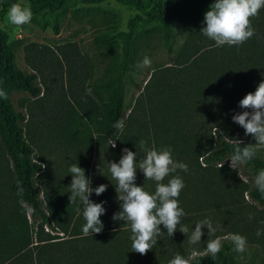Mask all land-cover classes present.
<instances>
[{"label": "trees", "instance_id": "obj_1", "mask_svg": "<svg viewBox=\"0 0 264 264\" xmlns=\"http://www.w3.org/2000/svg\"><path fill=\"white\" fill-rule=\"evenodd\" d=\"M66 1L0 0V23L12 3L25 2L31 7L34 20L42 28L50 25L56 34L59 17L66 13ZM80 1L96 4L105 0ZM114 1L134 14L128 19L125 31L111 30L94 38L95 43L118 46L119 51L114 52L105 75L88 86L96 97L93 101L98 116L97 131L103 146L107 144L108 147V150L102 148L101 172L97 176L99 185L106 184L107 190L100 196L92 193L89 197L96 203L106 202L103 205L106 212L100 217L104 225L102 232L83 235L85 221L77 211L79 203L70 204L61 183L49 196L41 198L40 186L35 180L42 173V165L32 158L33 149L25 139V116L14 110L7 98H0V145L12 167L10 189L17 204L27 209L30 225L36 228L37 254L48 256L43 264H168L177 253L187 257L195 249L199 254L193 264H240L230 244H223L221 252L213 259L205 251L182 245L179 230L169 237L162 225L164 234L157 238L153 250L145 255L131 251L130 226L112 219L113 214L120 211L122 202L117 199L116 181L108 171L107 162L118 163L125 147L137 153L139 162L144 155L140 141H145L149 148L170 146L174 160L188 166L187 172L177 170L176 173L185 184L179 198L213 196L210 184L215 171L224 170L222 163L234 152L231 139L242 140V147L255 143L251 135H245V130L233 122L232 116L244 111L239 107V101L247 93L254 92L264 80V9L251 20L255 29L252 38L239 46L217 47L214 41L198 45L194 36L204 26V18L197 17L198 10L187 8L180 20L189 34L176 47L175 34L179 30L172 0ZM146 26L157 34L167 54L165 64L169 66L151 72L142 89L141 85H135L137 91H142L127 113L124 82H131V76L139 72L135 63L136 46L139 33ZM7 39L6 31L0 27V89L7 94L23 90L31 97H37L40 89L35 84L36 76L23 74L15 67ZM170 65L181 68L173 70ZM183 67L189 71L182 70ZM120 120L125 124L122 133L113 127ZM109 139L115 140V148L108 145ZM247 163L253 174L264 169V160L257 153ZM17 182L24 190L22 196L17 194ZM135 182L138 186L144 185L147 191L155 189V183L145 180L139 169ZM243 191L252 202L264 206V194L255 185ZM44 227L62 236H58L57 241L47 242L52 238H42ZM47 259H52L51 263Z\"/></svg>", "mask_w": 264, "mask_h": 264}, {"label": "rangeland", "instance_id": "obj_2", "mask_svg": "<svg viewBox=\"0 0 264 264\" xmlns=\"http://www.w3.org/2000/svg\"><path fill=\"white\" fill-rule=\"evenodd\" d=\"M214 2L171 1L179 30L175 34L176 47L189 34L180 20L183 11L194 8L199 11L197 17L204 18L205 12ZM133 14L131 9L114 0L96 4L67 0L66 13L59 17L56 34L50 25L42 28L33 15L31 22L23 27L9 24L6 15L0 23L8 35L7 42L13 53L15 67L23 74H34L35 84L40 89L37 97H31L23 90H15L7 94V100L14 110L21 111L25 116V139L33 149L32 158L42 165V173L35 180L40 186L42 199L55 191L60 183L66 188L64 194L71 195L69 185L72 176L69 167L73 163L85 169L93 188L99 186L97 176L101 172L102 148L108 150V147L107 144L103 146L97 131L98 116L93 101L96 97L92 93L88 94L87 89L105 75L119 47L102 46L95 43L94 38L111 30L125 31L127 21ZM194 38L199 41V46L212 42L201 33ZM145 57L149 58L150 65L138 68L139 72L131 76V82H124L127 113L142 91H137L135 85H141L142 89L151 72L169 66L165 64L167 54L161 41L150 26L144 27L139 33L136 65L141 64ZM169 68L178 70L181 67L170 65ZM182 70H186L185 67ZM183 74L184 71L180 73L181 77ZM257 155L264 160V148L258 149ZM222 165L224 170H216L210 184L213 196L179 198L180 206L186 213L182 223L189 227L190 235L198 221L210 218L217 228L215 236L223 238V244H230L238 263L264 264V206L252 202L246 192H242L255 185L256 174L250 172L248 163L232 168L230 159H227ZM11 179V163L0 145V264H43L42 261L48 256L40 257L37 254L36 228L30 225L27 209L17 204L10 189ZM258 230L262 233L260 236L256 235ZM43 231V239L52 238L47 242L57 241V237L62 236L47 227ZM208 231L207 227L202 228L201 242L197 245H190L186 234L180 232L181 244L189 246V249L205 251ZM231 234L246 237L245 252L234 250L229 238ZM51 249L56 253V250ZM47 261L51 263L52 259Z\"/></svg>", "mask_w": 264, "mask_h": 264}, {"label": "clouds", "instance_id": "obj_3", "mask_svg": "<svg viewBox=\"0 0 264 264\" xmlns=\"http://www.w3.org/2000/svg\"><path fill=\"white\" fill-rule=\"evenodd\" d=\"M264 9V0H215L204 14L203 27L200 33L215 42V46L221 47L239 46L255 35L251 20ZM9 24L15 27H23L32 20L30 5L12 3L6 13ZM150 60L145 57L137 67L149 66ZM91 94V89H87ZM0 98H7V93L0 89ZM239 107L244 109L232 116L234 123L245 130V135H251L254 144L241 146L243 141L237 138L231 139L234 152L230 157L231 167L246 164L252 160L258 149L264 148V80L256 87L254 92L247 93L240 101ZM113 127L123 132L124 121H117ZM108 145L116 147L115 140L109 139ZM143 157L137 162V153L128 148L122 149L119 162H107L108 171L115 183V191L118 201H121L120 211L113 214L114 221H123L130 226L131 251L145 255L153 250L158 243V237L163 235L161 225L166 229L169 237L179 230L186 234L190 245L201 242L202 228L207 227L208 237L205 252L214 259L222 250L221 237H216L217 228L213 226L210 218H205L195 224L189 235V227L182 223V217L186 215L180 206L179 196L184 189L183 179L176 174L177 170L188 171V166L177 162L172 156L170 146L157 149L155 146L146 147L145 141H140ZM223 166V165H222ZM221 166V167H222ZM137 169L145 180L155 183L154 191L145 190L144 185L136 184ZM72 176L69 189L70 204L79 203L77 211L82 214L85 223L82 226L84 236L102 232L104 225L100 217L105 214L104 201L96 203L89 197L94 192L100 196L107 190L106 184L93 188L91 180L86 176L85 169L73 163L69 167ZM175 174V175H174ZM167 178V182H165ZM257 190L264 194V169H260L254 179ZM18 195L23 194V188L17 182ZM250 219L252 216L250 215ZM262 233L257 231L256 235ZM215 237V238H211ZM230 240L234 250L243 253L246 250L247 239L239 234H231ZM198 251L193 249L187 257L177 253L168 264H193L198 257Z\"/></svg>", "mask_w": 264, "mask_h": 264}, {"label": "built area", "instance_id": "obj_4", "mask_svg": "<svg viewBox=\"0 0 264 264\" xmlns=\"http://www.w3.org/2000/svg\"><path fill=\"white\" fill-rule=\"evenodd\" d=\"M218 166H220V164H218Z\"/></svg>", "mask_w": 264, "mask_h": 264}]
</instances>
